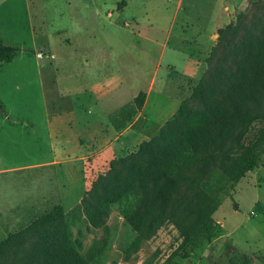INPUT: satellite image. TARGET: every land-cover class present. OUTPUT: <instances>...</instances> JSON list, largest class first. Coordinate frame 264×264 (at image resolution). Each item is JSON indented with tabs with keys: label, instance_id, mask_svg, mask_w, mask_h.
Wrapping results in <instances>:
<instances>
[{
	"label": "rangeland",
	"instance_id": "1",
	"mask_svg": "<svg viewBox=\"0 0 264 264\" xmlns=\"http://www.w3.org/2000/svg\"><path fill=\"white\" fill-rule=\"evenodd\" d=\"M122 1L125 5L118 9ZM227 27L230 29L209 65L211 49L219 43L216 35L213 45L210 34ZM263 32L264 0H0V38L19 49L11 63L0 67V105L4 110L3 114L0 111V128L6 114L12 119L29 120L38 135L31 139L39 142V147L28 146L23 128L12 126L20 132L0 138V143H12L11 147L0 145V169L22 167L50 155L46 149L49 140L43 134L47 115L56 116L57 120L51 122L52 127L56 125L53 130L61 131L62 139L71 142L82 134L73 126L83 119L80 105L98 101L105 109H116L131 102L138 92L146 93L154 77L144 111L146 120L136 121V128L142 127L144 133H132L134 146L123 150L122 140L115 143L114 154L104 162L93 151L85 154L90 165L85 162L86 168H82L83 186L78 199L57 202L63 204L67 217L76 219L73 230L76 237L79 233L83 253L91 264H242L243 257H248L251 264H264V156L228 196L217 193L226 183L217 175L213 196L220 206L213 219L220 234L199 248L183 247L179 231L169 222L135 245L139 235L121 217L123 205L112 204L100 228L83 222L81 208L82 200L97 179L108 173L112 162L136 153L182 101L194 110L200 108L191 95L207 71L218 65L230 70L244 38L260 37ZM195 62L200 64V72L190 82L180 71L190 74ZM168 63L174 66L171 71ZM259 126L254 122L248 136L252 137ZM99 128L97 124V134ZM103 140L109 141V135ZM75 151L76 144L65 150L70 154ZM42 183L40 172L0 173L1 229L18 232L29 220L33 222L51 210L46 203L35 201L39 199L37 194H30L39 185L43 189ZM28 198L36 205L33 213L18 217V208L26 206ZM13 213L17 214L15 218ZM3 239L0 233V241ZM183 250L188 255L185 259L178 256ZM11 263V259L4 261Z\"/></svg>",
	"mask_w": 264,
	"mask_h": 264
},
{
	"label": "trees",
	"instance_id": "2",
	"mask_svg": "<svg viewBox=\"0 0 264 264\" xmlns=\"http://www.w3.org/2000/svg\"><path fill=\"white\" fill-rule=\"evenodd\" d=\"M123 5L124 1L118 9ZM228 29L217 31L219 43L211 49L209 65ZM18 51L0 38V66L11 63ZM191 96L200 108L194 110L182 101L136 153L112 162L108 173L97 179L82 200L84 223L102 227L110 206L118 204L123 205L121 217L139 235L135 245L166 222L179 231L183 247L199 248L219 236L213 214L220 202L213 196V181L219 174L225 178L217 193L228 196L264 156V32L260 37L246 36L234 54L233 67L212 66ZM145 99L146 94L139 92L107 116L117 133L128 127ZM0 111L4 113L2 105ZM256 121L260 126L249 137ZM74 227L76 219L56 205L0 241V264L6 259L11 264H91ZM178 256L188 257L185 250ZM242 264H250V259L243 257Z\"/></svg>",
	"mask_w": 264,
	"mask_h": 264
},
{
	"label": "crops",
	"instance_id": "3",
	"mask_svg": "<svg viewBox=\"0 0 264 264\" xmlns=\"http://www.w3.org/2000/svg\"><path fill=\"white\" fill-rule=\"evenodd\" d=\"M214 31L215 30H213L212 33H214ZM212 33L210 34V40L213 41V45H214V43H216L215 36L217 34H215L216 32L214 33L215 35ZM164 48H167V45H165ZM185 57L187 56L185 55ZM183 60L185 61L184 57H183ZM186 62L189 63L188 60H186ZM160 64L161 62L158 63L159 67H160ZM167 68H169V70L171 71L174 68V66L168 63ZM193 69L194 70H192L190 74H187L188 72H186L185 70L180 71V73L184 75L186 79H189L190 82L191 81L193 82L197 74L200 72V64L198 62H195V68ZM168 74H170V72H168ZM154 83H155V79L153 77V79L150 82L149 88L145 93L146 99H145V103H144L142 110L138 112V114L134 117L132 122L128 125V127L123 132L117 133L113 129V127L110 125L107 119V116L111 112H113V110L115 111L121 106L116 107V109L108 110V109H105L102 104H99L98 101H93L92 105L90 104L80 105L78 107V111L84 114L83 119L79 122L74 123L73 126L76 128V130H78L79 132L78 134L80 133L82 134L73 138L71 142L64 141V139H62L63 133H61V131L53 130V128L56 125L52 127L51 122L53 120L54 121L57 120L55 119L56 116L47 115L45 118V121L47 122V130L43 131V134L49 140V146L46 144L47 145L46 149L50 153V155L45 157V160H42L39 162H30V164L22 166V167H13L11 169H7V168L0 169V173L9 172L12 170L40 172V177H42V181H43L42 184H44L45 187L43 189H40V185H39V188L34 189L33 191H30V194L34 196L35 194H37L39 196V199L36 198L35 201L46 203V205H49V207H51L49 209H52L53 207H55L58 201H61L63 203L67 201L68 198H71L72 200L78 199L80 188L81 186H83V182L81 181V178L82 176H84V172L82 168H86L84 167L85 162L88 165H90L89 159L85 161V157H87L85 154H89L91 151H93L98 156L101 155L99 158H101L102 161L104 162L106 158H109L114 154L113 146L115 143H118L119 141L122 140L121 141L122 148L123 150H126L129 145L134 146L135 142H133L132 144V139L134 138V137H131L132 133H135V132L137 133V131L138 132L141 131L142 133H144L142 127L136 128V125H137L136 121L139 122L141 120L143 121L146 120L144 111H145L147 102L149 101V96L153 90ZM135 97L136 96H133L132 100ZM4 120L6 123L4 122L5 124L3 123L2 127L0 128V138L4 137V135H8L9 137L10 134L15 131L20 132L19 130H15L14 127H12V126H15V127L18 126L20 128H23L24 130L23 133L28 135L27 145L39 147V142L36 139H31L32 137L37 138L38 135L35 132V129L33 128V125L31 124L29 120L12 119L7 114ZM7 122H8V125H6ZM97 124L101 125V128H99L98 130L99 134H97L95 131V126ZM70 126H72V124H70ZM103 134L104 136H102ZM106 135H109V141L107 142L103 140V138ZM129 138L131 139L129 140ZM30 139L32 140V142ZM129 141H131V144H128ZM75 144L77 145V151H75V153L70 154L71 152L70 153L65 152V150L68 149L69 145L73 146ZM0 145L11 147L12 143L10 141H7L4 143H0ZM95 146H96V149L100 148V150L96 152V149L94 150ZM109 150H111L112 153H109L108 152ZM93 162H95V160H93ZM87 168H89V166H87ZM72 179H75V181H73ZM36 190L38 192H36ZM27 202L29 203L26 206L24 207L20 206V208H18L20 211L18 213L19 214L18 217H21V215L24 212L29 213L30 211L31 213H33V210L36 207V205L32 204V201L30 198L27 199ZM13 214H14L13 218H15L17 214L16 215L15 213ZM9 216L7 217L8 219H6V221L9 220ZM31 222L32 220H29V224H31ZM0 233H1V237L4 239L9 234H11V233H8L7 230L1 229V228H0ZM251 263L252 262L250 260V264Z\"/></svg>",
	"mask_w": 264,
	"mask_h": 264
}]
</instances>
